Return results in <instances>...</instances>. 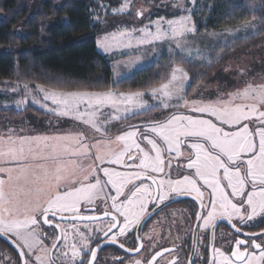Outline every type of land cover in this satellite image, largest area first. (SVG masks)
I'll return each mask as SVG.
<instances>
[{"label":"snow or ice","instance_id":"6c2138e0","mask_svg":"<svg viewBox=\"0 0 264 264\" xmlns=\"http://www.w3.org/2000/svg\"><path fill=\"white\" fill-rule=\"evenodd\" d=\"M131 7L132 0H121L111 12L123 15ZM100 12L107 14L103 3ZM94 15L100 19L99 13ZM190 25L191 16L161 17L140 28L139 37L133 35L137 29L124 28L105 34L97 44L109 52L170 40L183 53V38L195 31ZM225 31L231 35L234 30ZM138 59L124 63L131 69ZM187 80L183 68L173 67L166 82L149 89L155 104L144 99L143 91L65 92L37 84L33 95L24 84L17 110L35 104L91 127L101 138L93 143L83 132L14 137L11 130L0 136V237L15 246L21 264H93L104 238L125 252L139 253L144 248L141 222L179 195L194 197L196 221L210 232L204 245L210 256L194 245L188 264H264V229L240 235L245 226L264 224V83H248L227 98L203 102L187 99ZM160 108L175 111L142 127L130 125L114 140L107 138L111 121ZM114 143L120 147L111 148ZM182 147L189 156L184 171L173 178L172 160L183 155ZM98 199L104 204L99 214ZM217 221H226L237 234L227 251L215 244ZM129 233L134 244L126 248L120 241ZM162 254L156 252L148 261L119 259L120 264H155Z\"/></svg>","mask_w":264,"mask_h":264},{"label":"trees","instance_id":"16d2710c","mask_svg":"<svg viewBox=\"0 0 264 264\" xmlns=\"http://www.w3.org/2000/svg\"><path fill=\"white\" fill-rule=\"evenodd\" d=\"M35 0H0V86L42 85L49 90L90 92H149L170 78L173 67L183 68L189 75L187 99H192L212 77L240 55L264 45V0H197V12L192 15L198 35L221 32L224 29L253 22L261 26L255 36L241 35L214 49L219 59L207 66L203 60L187 59L183 55H165L150 68L133 72L115 81L112 60L98 51L97 41L112 32L93 21L96 2L119 7L120 0H44L37 14L31 16ZM124 19V18H122ZM106 17L104 21H117ZM127 19V20H126ZM130 25L133 21L126 18ZM172 19V18H168ZM131 22V23H130ZM20 30V34L17 31ZM38 118H47L33 109ZM157 110L136 115L125 125H143ZM22 113H3L11 119Z\"/></svg>","mask_w":264,"mask_h":264},{"label":"rangeland","instance_id":"374dc122","mask_svg":"<svg viewBox=\"0 0 264 264\" xmlns=\"http://www.w3.org/2000/svg\"><path fill=\"white\" fill-rule=\"evenodd\" d=\"M44 2V0H35L31 5L30 13L31 16L37 14L38 4ZM121 3V0H120ZM197 0L193 4L192 0H132V7L130 12L123 15H113L111 9L107 6V14L104 12H100V4L96 2L95 8L92 11L93 21L96 24L105 25L107 28L112 29V32L117 31L118 29L127 28L128 30L137 29L136 32L133 33L135 37L140 36V32L138 31L140 28H143L145 25H150V22L157 21L159 18L163 17L165 20L168 18L176 19L179 16H191V25L194 26V21L192 15L196 13L197 10ZM137 10L143 11V16L135 15ZM95 13H99L100 19H95ZM106 17L114 18V19H126L130 18L133 22L128 25L126 20H118L117 21H104ZM255 26V27H253ZM152 30L155 31V25H151ZM234 30L231 35L226 33V29L221 32L210 33V34H201L198 35V30L195 28V31L191 34L186 35L184 37L183 48L184 52L180 53L176 49L175 42L173 41H159L154 45L140 46L139 48L133 47L130 49H114L109 52H105L103 49L99 48V53L112 60L111 67L113 68V77L115 81L121 80V78L127 77L136 71H143L144 69L150 68L153 64L159 61L163 56L169 55L177 56L183 55L187 59L196 58L203 60L207 66L212 65V61L216 58L219 59L221 54H217L214 49L222 48L229 40H232L237 36H255L261 29V26L258 23H245L242 26H237L233 28H228ZM238 30V31H237ZM256 33L255 35L251 33ZM17 34H20V30L17 31ZM104 37V36H103ZM102 37V38H103ZM100 38L99 40H101ZM98 45V44H97ZM130 57H138L137 64L128 69L124 62H126ZM118 73L120 75H118ZM127 73V75H123ZM190 77L188 75V80L185 82V91L187 92L189 88ZM248 83L253 85L264 83V45H261L257 48V50L246 53L245 55H240L234 59L229 65L224 67L220 73L212 77L207 83L202 85L201 90L190 100L197 99L203 102L216 101L217 99L227 98L228 94L231 92H235L238 89H243ZM13 88H17V91H12ZM33 95H36V88H32ZM24 84H9L7 83L4 86H0V136H7L11 130V134L13 136H20L24 133V135L28 136L31 132L36 133L35 126H43L54 128V131H63V134H75L78 132H83L89 141L95 142V139H99L100 133L95 132L91 127L82 125L79 121H69L63 124L62 122L57 121V119H52L51 117L57 116L52 113L47 112L45 109L40 108L38 105L29 104V106L20 105L19 110H17L16 101L24 98ZM39 98V96L37 97ZM145 100L148 101L149 104L158 103V101L149 95V92H145ZM175 102V101H173ZM50 103V102H49ZM51 106V105H50ZM33 109L37 112L43 113L44 116H48L46 118V123L42 122V124L34 121L39 116L33 112ZM158 112L153 117L152 120H164L167 118L168 114L175 111V109H156ZM154 110V111H156ZM10 111H14L16 114L22 113L21 118L19 119H11L3 116V113H7ZM151 111V112H154ZM184 111V110H181ZM109 109H103V113L107 114ZM145 113L150 112H137L135 115L131 113L127 114L128 118L121 119L119 121H111L107 125V138L115 139L116 136L122 134L124 131L129 130L130 125L123 126V122L128 120L136 115H144ZM32 118V120H31ZM105 119V115H99V120L103 121ZM71 120V119H70ZM38 121V120H37ZM40 122V120L38 121ZM51 122V123H50ZM34 124V125H33ZM142 127V125H138ZM21 131V132H20ZM40 132V130H38ZM38 133V132H37ZM30 137V136H28ZM142 146H146V142H142ZM164 147V145H161ZM120 145L112 144L111 148L118 149ZM183 155L178 158H175L173 161H180L183 158H188L189 150L186 147H182ZM165 155H167L165 153ZM175 156V154H173ZM83 163L88 165L90 163L89 160H84ZM115 167V166H114ZM177 172L172 170V173ZM105 192L108 189L104 190ZM103 196V193H101ZM97 207L102 209L104 204L101 199L96 201ZM44 230V228H43ZM46 231V230H44ZM175 242L171 244V247H174ZM3 261L1 264H15L13 258L9 254H2Z\"/></svg>","mask_w":264,"mask_h":264},{"label":"flooded vegetation","instance_id":"af4514ba","mask_svg":"<svg viewBox=\"0 0 264 264\" xmlns=\"http://www.w3.org/2000/svg\"><path fill=\"white\" fill-rule=\"evenodd\" d=\"M187 159L188 158H183L180 161L175 160L172 162V170L177 171L172 173L173 178H178L180 173L184 171L183 165L187 162ZM183 196H186L187 199L172 205V207L162 210L157 216L153 217L144 225L145 227L141 233L144 248L142 249L139 256H130L129 254L127 255L124 251L118 248L105 247V249H103L99 254L96 264H120L119 258H122L125 262H130L135 259L148 261L156 252H162L163 254L157 257L155 264H169V262L173 259L177 261V264H188V260L193 250V234L196 227L195 213L198 210V202L193 196L188 195H179L173 198ZM152 207V205H149V212H152ZM99 210L100 209L97 207V214H99ZM262 229H264V224H260L258 221L256 226H245L243 228V232L240 234L241 238H245L243 235L244 233L260 232ZM44 230L48 231V227L44 226ZM197 235L198 238L196 246H199L201 254L210 256V250L204 247V245L209 243L207 237L210 236V232L199 226ZM236 235L237 234L231 227H229L226 223H221L215 231V244L217 247H221L227 251L233 246L231 241L236 238ZM105 240L106 238L101 240L100 243L105 244ZM120 242L125 243L126 248L133 247V234L129 233L128 237L121 238ZM174 242L176 245L171 247V244ZM95 246L96 242L94 241L92 243V247ZM165 249H169L170 251H164ZM2 254H9L13 258L15 264H21L19 255L16 254V252L12 250L6 243L0 241V264L3 261Z\"/></svg>","mask_w":264,"mask_h":264},{"label":"water","instance_id":"95a60500","mask_svg":"<svg viewBox=\"0 0 264 264\" xmlns=\"http://www.w3.org/2000/svg\"><path fill=\"white\" fill-rule=\"evenodd\" d=\"M184 199H187V197H186V196H183V197H176V198H173L172 200H170V201L166 202L165 204L161 205L160 208L156 209L155 212H152L151 216H148L145 220H143V221L141 222V224H140V226H139V228L141 229V231L139 232V235H141L142 230H143V228L145 227L144 225H145L147 222H149L153 217L157 216L158 213H160L162 210H164V209H166V208H169V207H172V205H175V204H177V203H179V202H182ZM221 223H226V224L230 227V225H229L226 221H218V222H217V227H216L215 231L217 230V228L219 227V225H220ZM199 226H200V225H199V224L197 223V221H196V227H195L194 234H193V235H194L193 246H192L193 249H194V245H196V242H197V238H198L197 233H198V230H199ZM0 241H3L4 243H6V244H7L12 250H14V251L16 252V254L19 255L18 250L15 248V246H14L13 244H11L10 241L4 239L3 237H0ZM105 247L118 248L117 245H112V244H108V243L103 244V247L97 250V258H96V261H97V259H98L99 254L102 252L103 249H105ZM118 249H119V248H118ZM120 250H121V249H120ZM122 251H124V250H122ZM141 251H142V249H141ZM141 251H140L139 253H133V252H132V253H128V252H125V251H124V252H125L127 255L129 254L130 256H139L140 253H141ZM192 253H193V250H192ZM192 253H191V255H192ZM96 261H94L93 264H96V263H97Z\"/></svg>","mask_w":264,"mask_h":264},{"label":"crops","instance_id":"0c3cea01","mask_svg":"<svg viewBox=\"0 0 264 264\" xmlns=\"http://www.w3.org/2000/svg\"><path fill=\"white\" fill-rule=\"evenodd\" d=\"M48 117V116H47ZM53 120L54 119H57V121H59V122H62L63 124H65V122H69V121H73V120H70V118L69 117H59V116H53V117H51ZM31 120H32V118H31ZM40 120V122H38V121ZM34 121H36L37 123H39V124H42V122H47L46 121V118H37V119H35ZM34 125V124H33ZM35 128L37 129V130H35L36 131V133H34V132H31V134H29L28 136H30V137H35V136H43V135H63V131H61V130H59V131H54V128H50V127H43V126H35ZM38 130H40V132L38 131ZM21 132V131H20ZM38 132V133H37ZM12 135H14V134H12ZM20 136H26V135H24V133L23 134H21Z\"/></svg>","mask_w":264,"mask_h":264}]
</instances>
